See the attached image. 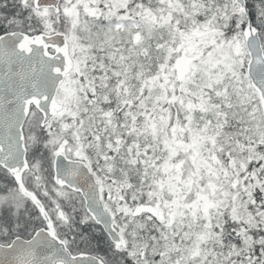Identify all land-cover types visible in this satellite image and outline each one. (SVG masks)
Listing matches in <instances>:
<instances>
[{"label":"snow or ice","instance_id":"1","mask_svg":"<svg viewBox=\"0 0 264 264\" xmlns=\"http://www.w3.org/2000/svg\"><path fill=\"white\" fill-rule=\"evenodd\" d=\"M0 264H264V0H0Z\"/></svg>","mask_w":264,"mask_h":264}]
</instances>
